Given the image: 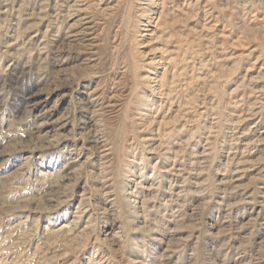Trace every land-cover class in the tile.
Here are the masks:
<instances>
[{"label": "rangeland", "instance_id": "374dc122", "mask_svg": "<svg viewBox=\"0 0 264 264\" xmlns=\"http://www.w3.org/2000/svg\"><path fill=\"white\" fill-rule=\"evenodd\" d=\"M0 264H264V0H0Z\"/></svg>", "mask_w": 264, "mask_h": 264}]
</instances>
